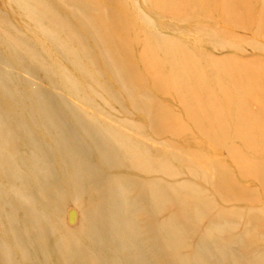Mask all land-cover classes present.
I'll return each mask as SVG.
<instances>
[{"label":"rangeland","instance_id":"1","mask_svg":"<svg viewBox=\"0 0 264 264\" xmlns=\"http://www.w3.org/2000/svg\"><path fill=\"white\" fill-rule=\"evenodd\" d=\"M222 1L225 0L212 1L216 3L214 12L207 19L203 17L202 24L198 23V26L217 37V42L210 41L202 48L209 56L210 64L207 65L224 69L236 62L237 66L247 65L244 68L248 72L259 76L256 106L249 108V105H244L241 117L218 114L215 117V110L221 114V108L215 107L216 104L212 110L206 109L198 112V116L192 115L195 107L190 104L189 112L184 102L179 101L182 93L178 89L180 85L174 86V90L166 82L164 76L168 75L167 68L154 76L143 73L150 56L138 57L143 40L136 37L134 41L130 32L105 30L104 36L100 33L102 42L96 46L85 25L86 19L98 20L106 25L107 13L104 14L97 7L103 6L117 12L115 3H104L102 0H47L51 9L67 18L73 35L79 36L85 49L90 51L85 55L84 48L80 47L79 42L71 41L66 30L63 29L55 40H51L47 38L45 30L59 32L52 23L42 21V28L35 21L14 13L13 10L20 11V0H0V264H33L35 260V255L27 249L24 257L22 248L18 242H13L10 235L14 231L8 230L7 226H11L4 221L14 216L19 221L25 217L27 222L30 214L25 209L41 211L38 204L45 196L44 191L39 190L40 184L37 189H32L34 198L28 199L21 194L22 183L28 175L41 180L46 173V167L36 158V148L26 143L24 135L33 134L48 144L57 134L56 129L44 130V121L49 120L44 118L46 112L41 106L39 109L35 107L29 95L31 85H37L63 103L64 115L61 118L64 129L70 125L77 126L80 122L87 129L88 125L94 129H107L102 131L101 140L112 148L115 155H119L114 162H108L107 173L115 176L127 174L130 188L140 189L142 207L150 217H156L151 218L150 227L168 222L178 226L179 242L165 246L167 255L176 254L175 264H264V118H261L259 111L264 108V33L258 31L261 3L260 0H227L229 3L237 2L238 10L227 14L224 19ZM74 2L81 9L74 8ZM136 2L137 7L142 6L141 0ZM242 2L246 6L244 10L240 8ZM71 10L75 11L71 13ZM142 10L147 13L146 9ZM160 21L163 24L160 32L174 43L182 38L191 39L194 33L192 27L196 26L195 22L169 17ZM119 23L124 25L126 21L119 18ZM168 26L173 29L168 30ZM180 29L189 33L180 35ZM175 51L179 52L178 48ZM105 52L116 59L129 90L120 89L119 71H116V78L109 79L103 64ZM88 58L93 60L94 69L100 73L97 79L105 82L114 97L106 89L98 87L88 73ZM130 63L137 66L134 75L145 91L140 92L138 100L132 94L137 85L129 84L131 71L125 68ZM160 65L167 66L163 60H160ZM193 67L190 76L194 72L197 76L205 69L211 78L219 73L216 69L206 68V65ZM138 70L142 73V81L138 78ZM251 84H255L254 81ZM216 93L219 95L217 90L212 94L214 101H217ZM196 95L197 101L194 102L199 104L207 99L208 92L196 89ZM136 104L143 114L152 112L151 124L136 110ZM251 109H256V116L251 115ZM47 114L53 115L52 110H48ZM249 119L259 123L257 127ZM20 122L27 125L25 132L18 131L17 124ZM126 122L142 125L137 136H141L143 141L139 150L143 151L145 174L138 173L136 168L133 172L129 169L125 156L120 154L122 148L119 139L108 131V128L119 129L125 135H131L134 125L123 126L122 123ZM17 131L23 136L22 139ZM78 131L74 138L75 145L88 148L90 140L81 136L80 128ZM4 154H8V162L4 161ZM92 154L97 159L105 160L98 146ZM93 156H86L89 168L101 165ZM29 158L33 160L30 164L27 162ZM142 180L146 183L140 184ZM119 183L126 186L123 179ZM150 184L163 189L162 194L167 199L159 203L150 201ZM126 196L130 198L132 193H126ZM13 197L18 198L20 203L17 213L12 212L8 203V199ZM85 198L96 199L92 193ZM65 204L58 221L45 224L40 233L29 230L35 242L38 238L36 234L42 238L36 243L44 263L68 264L60 255L68 244L64 242L61 232H71L82 225V211L87 204L81 206L72 195ZM50 208L45 206L41 209L47 212ZM14 234L20 236L16 232ZM159 239L166 240L162 233ZM202 245H205L206 252H201ZM54 249L55 257L52 255ZM101 251L112 256L107 244L102 246ZM147 260V264H152ZM156 264L165 263L158 258Z\"/></svg>","mask_w":264,"mask_h":264},{"label":"bare ground","instance_id":"2","mask_svg":"<svg viewBox=\"0 0 264 264\" xmlns=\"http://www.w3.org/2000/svg\"><path fill=\"white\" fill-rule=\"evenodd\" d=\"M20 11L12 10L19 16H24L32 21H35L39 27L41 22L47 20L58 28L59 32H48L45 30L47 38L55 40L60 32L66 30L68 37L71 41H77L80 43V47L84 48L83 54L87 55L90 51L85 49L81 38L74 36L70 26L68 25L67 18L59 15L54 9H51L47 5V0H20ZM110 4H116L118 7L117 12H111L109 8L99 6L97 9L104 14L107 13V24L102 25L98 20L86 19L85 25L87 30L92 34V42L97 46L102 42L100 33L104 36L105 30L114 29L121 33L129 32L133 35L132 39L135 41L136 37L142 41V51L139 54V58H145L146 55L150 56V60L145 64L143 73L150 74V76L158 75L164 68L168 69V75L164 76L167 79V83H170L172 87L180 85L179 101L184 102L183 105L188 109V106L192 104L195 107L194 114L198 116V112L209 109L216 104L215 107L221 108V114L215 110V117L218 115L231 117L237 115L241 117V108L244 105H249V108L256 106L258 96L256 92L259 90L258 77L254 73L248 72L247 65L237 66L236 62L233 66L223 68L210 67L207 64L209 56L202 50L205 44L212 41L217 42V37L209 35L204 32V29L200 28L198 23L201 20L208 18L211 12H214L215 2L214 0H141L142 6L137 7L136 0H102ZM241 2V1H238ZM261 3V14H259V33H264V0L259 1ZM129 3V5H128ZM222 17L226 19L227 14H232V11L238 10V5L234 2L222 1ZM235 7H234V6ZM243 2L240 5L241 9H246L243 6ZM74 8L81 9L79 5L74 2ZM90 6V3H88ZM126 7L129 9L127 10ZM142 9H146L147 13H144ZM75 10H71L73 13ZM164 17L180 20L185 22H195L196 26L193 28V36L191 39L182 38L177 42H170L168 37L160 32V27L163 26L160 23ZM204 17V18H203ZM119 18L124 19L126 23L120 24ZM43 28V27H42ZM103 28V29H102ZM168 30H172L173 27L168 26ZM189 27V31H191ZM205 31H208L205 29ZM104 32V34H103ZM185 29H180V35L187 34ZM178 48L179 52L175 49ZM99 49V48H98ZM105 61L106 72L109 74V79L117 77L116 71L118 69V63L116 59H113L109 52L103 54ZM160 60H163L167 66H161ZM87 65L90 70L89 74L93 77L95 83L101 89H106L112 97H114L110 88L105 82H100L97 77L100 75L99 71L94 69L95 63L92 59H86ZM219 62V61H218ZM223 62V61H222ZM261 62V61H259ZM224 63V62H223ZM220 63L219 65H222ZM216 64V62H215ZM206 65V68L216 69L218 74H214V77H210L209 73L205 70L200 71L196 76L195 72L192 76L189 72L194 69L193 66ZM242 65V64H241ZM131 73L129 76L131 80L129 84L137 85L136 89L132 90V94L135 95L136 100L141 97V91L144 88L140 85L141 82L136 81L134 70L137 69L135 64H127L125 67ZM138 78L142 81V73L138 70ZM118 78V85L120 89L124 90L128 88V83L123 74ZM68 78V76H66ZM250 81V82H249ZM254 81L255 84H251ZM253 85V86H251ZM66 86V84H64ZM83 87H85L83 85ZM68 89V87L66 86ZM72 87L69 88V90ZM176 87H174V90ZM196 89H203L208 92L207 99L202 103H195ZM216 93L217 101L212 99V94ZM145 92V91H144ZM190 94H192L190 96ZM30 97L35 102V107L39 109L41 106L43 112H46L43 124L44 130L56 129L57 134L54 136L52 142L45 144L35 135H24L28 145H34L36 148V158L40 160L46 167V173L40 180L37 177L28 175L27 179L22 183L23 196L28 199L34 198V190L41 185L40 191H44L45 196L43 201H40L38 206L41 208L52 207L47 212L41 208H26L29 212L30 219L22 217V220L14 218H4L8 230L14 231L20 235L15 236L14 232L10 235L13 237V242H18V246L22 248L24 257L26 256V249L35 255L33 264H48L44 263L41 258V254L38 250V244L42 238L38 236L35 242L32 238L33 229L40 233L44 229L45 224L56 222L60 219V214L65 207V201L71 195L80 202L81 206L87 204V208L82 211V225L74 229L71 232H61L64 242L67 241L66 250L60 252L64 262L68 264H147L146 261L157 263V259L163 261L165 264H175L176 254H168L165 251V246L169 243H178L180 239V231L177 225L168 222L158 226L153 225L150 227L148 224L151 218L155 216L149 215V213L141 205L142 193L140 189L133 190L130 188V179L127 174L110 175L108 171V162H114V158L119 155H115L112 148L101 140L102 131L106 128H92L88 125V129L85 124L81 123L77 126L70 125L66 131L64 129V121L61 117L64 115L63 103L42 90L37 85H31L29 90ZM223 104V105H222ZM44 105L45 108L42 106ZM136 104V110L142 114V116L149 119L148 124L152 122V112L142 113L141 108ZM48 110H52L53 115L47 114ZM261 118H264V108L260 110ZM251 115L256 116V109L250 110ZM154 114V112H153ZM250 115V116H251ZM249 121H251L249 119ZM130 124L133 126L131 135H125L119 129L108 128V131L116 138L119 139L121 145V152L125 156L124 159L129 163V169L133 172L136 168L138 173L145 174L147 171L144 169L143 151L139 150L140 144L142 145L141 136H137V133L141 131V124L134 123H122ZM254 127H257L259 123L251 121ZM81 129L82 137L90 140L88 148L84 145H75L74 138L77 135L78 128ZM17 129L20 132H25L28 128L24 122L17 124ZM71 129V130H68ZM152 129H155L152 126ZM107 130V129H106ZM17 133H20L18 132ZM255 131V130H254ZM21 139L23 136L18 134ZM16 137V136H15ZM21 142V141H20ZM24 142V141H22ZM25 143V142H24ZM122 143L125 145L123 146ZM98 146L104 153L105 160L97 159L93 156L94 148ZM58 151V153H56ZM87 154L92 155L101 165L91 166L86 160ZM4 161H9L8 154L2 155ZM59 157V159H58ZM140 157V158H139ZM1 161V160H0ZM32 158L28 159V164L32 162ZM56 163V164H55ZM131 173V172H130ZM123 179L126 186L119 183V180ZM140 184L146 183L142 180ZM34 187V188H33ZM151 190L148 194L150 201L159 203L161 200L167 199L163 194V189H157L153 184L149 185ZM92 193L95 196V200L85 198L88 194ZM126 193H132V197H127ZM15 198V199H14ZM70 200V199H69ZM72 201V199H71ZM8 203L12 207V212L19 211V200L16 197L8 199ZM79 207V206H78ZM21 223L22 229H21ZM42 224L41 226H39ZM27 225V226H26ZM27 227V228H26ZM162 233L165 236V241H160L159 234ZM2 235H7L3 233ZM104 244L108 245L109 252L112 256L102 253L101 249ZM205 246V245H204ZM204 246H201V252H206ZM55 249L52 251L54 255ZM23 257V258H24ZM120 257V258H117ZM182 262L184 259L180 258Z\"/></svg>","mask_w":264,"mask_h":264}]
</instances>
